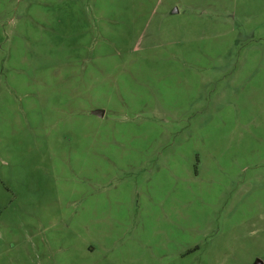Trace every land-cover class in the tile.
Returning a JSON list of instances; mask_svg holds the SVG:
<instances>
[{
	"label": "rangeland",
	"instance_id": "rangeland-1",
	"mask_svg": "<svg viewBox=\"0 0 264 264\" xmlns=\"http://www.w3.org/2000/svg\"><path fill=\"white\" fill-rule=\"evenodd\" d=\"M259 260L264 0H0V264Z\"/></svg>",
	"mask_w": 264,
	"mask_h": 264
},
{
	"label": "water",
	"instance_id": "water-1",
	"mask_svg": "<svg viewBox=\"0 0 264 264\" xmlns=\"http://www.w3.org/2000/svg\"><path fill=\"white\" fill-rule=\"evenodd\" d=\"M95 113H100V111L98 110V111H95ZM257 264H262V262L259 260L258 262H257Z\"/></svg>",
	"mask_w": 264,
	"mask_h": 264
},
{
	"label": "crops",
	"instance_id": "crops-1",
	"mask_svg": "<svg viewBox=\"0 0 264 264\" xmlns=\"http://www.w3.org/2000/svg\"><path fill=\"white\" fill-rule=\"evenodd\" d=\"M98 111V110H97Z\"/></svg>",
	"mask_w": 264,
	"mask_h": 264
}]
</instances>
